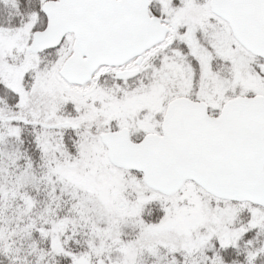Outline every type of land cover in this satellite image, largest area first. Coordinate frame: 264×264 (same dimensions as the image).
<instances>
[{"label": "snow or ice", "instance_id": "6c2138e0", "mask_svg": "<svg viewBox=\"0 0 264 264\" xmlns=\"http://www.w3.org/2000/svg\"><path fill=\"white\" fill-rule=\"evenodd\" d=\"M0 264H264V0H0Z\"/></svg>", "mask_w": 264, "mask_h": 264}]
</instances>
